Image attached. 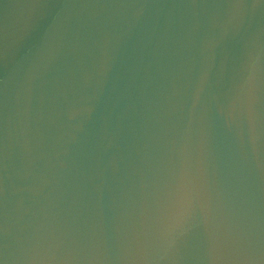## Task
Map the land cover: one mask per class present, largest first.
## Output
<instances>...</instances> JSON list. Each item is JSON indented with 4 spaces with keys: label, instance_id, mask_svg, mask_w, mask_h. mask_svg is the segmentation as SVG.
Instances as JSON below:
<instances>
[{
    "label": "water",
    "instance_id": "water-1",
    "mask_svg": "<svg viewBox=\"0 0 264 264\" xmlns=\"http://www.w3.org/2000/svg\"><path fill=\"white\" fill-rule=\"evenodd\" d=\"M0 264H264V0H0Z\"/></svg>",
    "mask_w": 264,
    "mask_h": 264
}]
</instances>
